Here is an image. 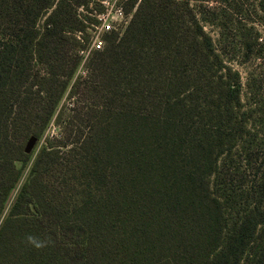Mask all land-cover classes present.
Masks as SVG:
<instances>
[{
  "label": "trees",
  "instance_id": "16d2710c",
  "mask_svg": "<svg viewBox=\"0 0 264 264\" xmlns=\"http://www.w3.org/2000/svg\"><path fill=\"white\" fill-rule=\"evenodd\" d=\"M191 1L124 0L82 63L99 0H0V264H264V41L226 65L242 6Z\"/></svg>",
  "mask_w": 264,
  "mask_h": 264
},
{
  "label": "rangeland",
  "instance_id": "374dc122",
  "mask_svg": "<svg viewBox=\"0 0 264 264\" xmlns=\"http://www.w3.org/2000/svg\"><path fill=\"white\" fill-rule=\"evenodd\" d=\"M213 4H215V1H211ZM256 0H227V4L225 5V8H232L231 4H236L238 10L240 11V6H242L243 13L240 14H235L231 16L230 14L228 15V20L225 22V27H224V33L226 36H228V42L233 43L236 47H227L225 53H224V60L226 62V65H232L235 69L239 71H243L240 65L237 63L240 58L236 57L237 50H238V41H239V36L237 33L239 32V29L246 30V28L252 27L253 30L259 32L261 34V39L264 41V15L261 13L258 9L254 10V5H255ZM192 4H195L198 6L201 4V0H192ZM115 7H120L122 8V11L124 15L122 17H119V15L115 14L114 10L111 11V24L115 28L121 29L123 28L127 21H128V14L125 13V8L128 6L125 5L124 0H115ZM253 7V8H252ZM243 14V15H241ZM205 30L207 33L212 36L214 39L217 37V31L215 27L211 26H206ZM94 31L93 27H90L88 29V32L92 34ZM247 31V30H246ZM105 34L103 31H100L99 37H101L102 40H104V37L102 35ZM104 43V42H103ZM229 44V43H228ZM229 46V45H227ZM263 54H264V49H263ZM234 56L236 57L234 59ZM248 64V63H247ZM86 70V69H85ZM84 70V67H80L79 70L77 71L79 74H81L83 79H86L85 76L87 74V71ZM243 74V73H242ZM90 86H93V83H88L87 81H83L82 84L80 85L79 89L81 90V99L84 104L79 103L80 106H85L86 104H102V100H99L97 97H95L93 94H90L88 97L86 96L87 90H89ZM73 98L71 101L66 100L67 105L66 107H70L71 102H75ZM48 137L51 139L57 138L60 135L59 128L55 124H50L49 128L47 130Z\"/></svg>",
  "mask_w": 264,
  "mask_h": 264
},
{
  "label": "built area",
  "instance_id": "2783aa9c",
  "mask_svg": "<svg viewBox=\"0 0 264 264\" xmlns=\"http://www.w3.org/2000/svg\"><path fill=\"white\" fill-rule=\"evenodd\" d=\"M99 2L103 5L104 11L96 15V19L98 23L93 26L94 31L92 32V34H90L89 46L86 50H82L80 52L83 59L82 63L84 62L90 51H99L103 48L104 46L103 40L101 39V37H99L100 31L106 33L111 30H117V28H115L111 24V19H112L111 11L114 10L115 11L114 13L119 15V17H122V15H124L122 8L115 7V0H99Z\"/></svg>",
  "mask_w": 264,
  "mask_h": 264
},
{
  "label": "water",
  "instance_id": "95a60500",
  "mask_svg": "<svg viewBox=\"0 0 264 264\" xmlns=\"http://www.w3.org/2000/svg\"><path fill=\"white\" fill-rule=\"evenodd\" d=\"M33 143H34L33 139L29 140V142L27 143L26 148H25L26 152H29L31 150Z\"/></svg>",
  "mask_w": 264,
  "mask_h": 264
},
{
  "label": "clouds",
  "instance_id": "9594fccd",
  "mask_svg": "<svg viewBox=\"0 0 264 264\" xmlns=\"http://www.w3.org/2000/svg\"><path fill=\"white\" fill-rule=\"evenodd\" d=\"M33 239L32 237H29V240Z\"/></svg>",
  "mask_w": 264,
  "mask_h": 264
}]
</instances>
